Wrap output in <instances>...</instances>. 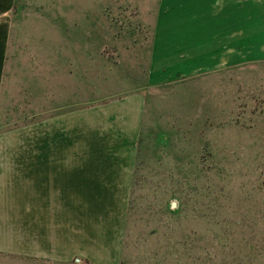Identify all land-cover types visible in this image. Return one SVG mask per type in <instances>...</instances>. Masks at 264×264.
Here are the masks:
<instances>
[{
	"label": "crops",
	"instance_id": "0c3cea01",
	"mask_svg": "<svg viewBox=\"0 0 264 264\" xmlns=\"http://www.w3.org/2000/svg\"><path fill=\"white\" fill-rule=\"evenodd\" d=\"M15 2L0 0V254L120 264L145 92L264 64V0H159L136 88L122 77L133 69L114 73L126 43L118 63L75 40L41 44L33 83L29 58L10 52Z\"/></svg>",
	"mask_w": 264,
	"mask_h": 264
},
{
	"label": "rangeland",
	"instance_id": "374dc122",
	"mask_svg": "<svg viewBox=\"0 0 264 264\" xmlns=\"http://www.w3.org/2000/svg\"><path fill=\"white\" fill-rule=\"evenodd\" d=\"M158 1L16 0L10 52L37 83L42 43L89 41L112 62L126 43L114 73L136 88ZM142 124L120 264H264V64L150 89Z\"/></svg>",
	"mask_w": 264,
	"mask_h": 264
},
{
	"label": "trees",
	"instance_id": "16d2710c",
	"mask_svg": "<svg viewBox=\"0 0 264 264\" xmlns=\"http://www.w3.org/2000/svg\"><path fill=\"white\" fill-rule=\"evenodd\" d=\"M129 209V208H128Z\"/></svg>",
	"mask_w": 264,
	"mask_h": 264
}]
</instances>
